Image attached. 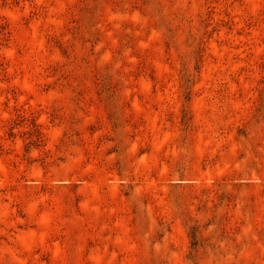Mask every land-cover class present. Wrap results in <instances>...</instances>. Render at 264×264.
<instances>
[{"label": "rangeland", "instance_id": "obj_1", "mask_svg": "<svg viewBox=\"0 0 264 264\" xmlns=\"http://www.w3.org/2000/svg\"><path fill=\"white\" fill-rule=\"evenodd\" d=\"M0 264H264V0H0Z\"/></svg>", "mask_w": 264, "mask_h": 264}]
</instances>
